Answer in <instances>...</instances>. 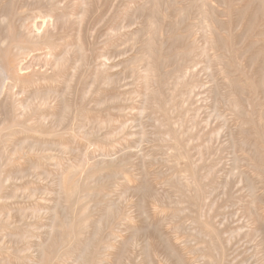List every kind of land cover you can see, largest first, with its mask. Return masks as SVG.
Masks as SVG:
<instances>
[{
	"label": "rangeland",
	"instance_id": "rangeland-1",
	"mask_svg": "<svg viewBox=\"0 0 264 264\" xmlns=\"http://www.w3.org/2000/svg\"><path fill=\"white\" fill-rule=\"evenodd\" d=\"M0 264H264V0H0Z\"/></svg>",
	"mask_w": 264,
	"mask_h": 264
},
{
	"label": "bare ground",
	"instance_id": "bare-ground-1",
	"mask_svg": "<svg viewBox=\"0 0 264 264\" xmlns=\"http://www.w3.org/2000/svg\"><path fill=\"white\" fill-rule=\"evenodd\" d=\"M38 21H39V20H38ZM33 25H34V24H33ZM41 26H42V25H41ZM35 28H36V27H35ZM41 28H42V27H41ZM20 68H21V67H20ZM1 69H2V68H1ZM1 73H2L3 75H5L4 72H1ZM1 87H2V86H1ZM196 88H197V87H196ZM195 93H196V92H195ZM226 94H228V93H226ZM189 96H190V95H189ZM196 96H197V94H196ZM225 99H226V98H225ZM229 99H230V98H229ZM229 99H228V100H229ZM191 100H192V99H191ZM58 185H59V184H58ZM58 185H57V186H58ZM64 195H65V194H64ZM47 239H48V237H47V238H44V242H45V241L47 242ZM48 240H49V239H48ZM72 240H73V239H72ZM73 241H75V240H73ZM73 241H72V242H73ZM72 242H71V243H72ZM71 243H69V244H71ZM41 244H42V243H41ZM83 246H84V245H83ZM38 247L40 248V246H38ZM39 248H38V249H39ZM39 254H40V257L43 256V255H44L43 250H40ZM42 258H43V257H42ZM84 258H85V256H83L82 259H84Z\"/></svg>",
	"mask_w": 264,
	"mask_h": 264
}]
</instances>
